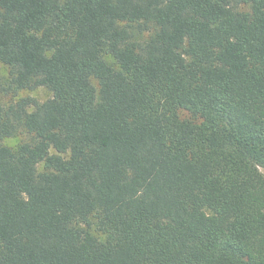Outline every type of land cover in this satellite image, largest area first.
<instances>
[{"label": "trees", "instance_id": "1", "mask_svg": "<svg viewBox=\"0 0 264 264\" xmlns=\"http://www.w3.org/2000/svg\"><path fill=\"white\" fill-rule=\"evenodd\" d=\"M0 65V264H264V0H0Z\"/></svg>", "mask_w": 264, "mask_h": 264}, {"label": "rangeland", "instance_id": "2", "mask_svg": "<svg viewBox=\"0 0 264 264\" xmlns=\"http://www.w3.org/2000/svg\"><path fill=\"white\" fill-rule=\"evenodd\" d=\"M146 34H144V38L147 36ZM6 76H7V69L0 65V83H2L4 81ZM25 96L32 97V98L36 99L37 101L41 102V101H44V100L48 99L49 97H51V92L47 88L41 86V87H37V88L31 89V90H22L18 93V97H25ZM11 100H13V98L10 97V95H1L0 96V102L4 105H6ZM24 139H25V135L20 134V135L14 136V137L4 139V143L7 145H10V146H13V145L17 144L19 141L24 140ZM258 169L264 175V167L260 166V167H258Z\"/></svg>", "mask_w": 264, "mask_h": 264}]
</instances>
